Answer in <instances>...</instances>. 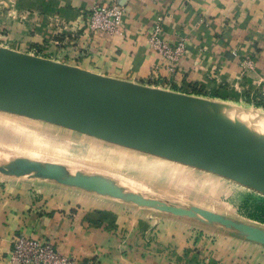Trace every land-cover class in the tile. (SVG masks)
Returning a JSON list of instances; mask_svg holds the SVG:
<instances>
[{"label":"crops","instance_id":"0c3cea01","mask_svg":"<svg viewBox=\"0 0 264 264\" xmlns=\"http://www.w3.org/2000/svg\"><path fill=\"white\" fill-rule=\"evenodd\" d=\"M111 1L125 11L121 33L86 41L89 10ZM156 23L171 44L188 39L172 77L147 42ZM0 45L113 80L218 90L214 78L235 83L246 52L264 71V0H0ZM192 170L205 184L221 178ZM74 208L0 177V264L18 233L79 264H264V245L220 225L116 203Z\"/></svg>","mask_w":264,"mask_h":264},{"label":"rangeland","instance_id":"374dc122","mask_svg":"<svg viewBox=\"0 0 264 264\" xmlns=\"http://www.w3.org/2000/svg\"><path fill=\"white\" fill-rule=\"evenodd\" d=\"M258 54L253 50L239 55V72L234 76L235 83L231 84L227 80L218 81L219 77L216 76L214 80L218 83V90L177 91L158 84L126 82L153 90L158 94H173L222 104L264 119V74L262 73L264 71L259 65ZM161 114L169 119L162 112ZM204 123L200 131L190 128L196 139L219 137L227 143L234 140L223 128L214 127L207 121ZM237 136L236 142L241 148L239 150L255 156H264L262 149L264 137L244 130L237 132ZM6 156L32 163H48L55 165L58 170L72 174L97 176L111 182L125 194L136 192L143 199L156 200L176 209H190L197 206L222 215L237 224L264 232V195L261 193L223 178H215L216 180L205 184L195 176L197 172L190 178L189 171H193L191 167L0 111V159ZM0 177L4 176L0 174ZM5 178L18 182L37 197H46L72 205L74 209L81 205L98 206L105 203L142 207L134 202L101 195L54 179L31 178L28 175ZM152 211L160 215L178 217L176 214L155 209Z\"/></svg>","mask_w":264,"mask_h":264},{"label":"water","instance_id":"95a60500","mask_svg":"<svg viewBox=\"0 0 264 264\" xmlns=\"http://www.w3.org/2000/svg\"><path fill=\"white\" fill-rule=\"evenodd\" d=\"M0 70L18 73L45 84L51 87L53 94L58 97V100H51L27 94L0 93L1 112L170 160L264 195L263 158L231 147L219 137L202 140L190 137L143 102L145 109L176 137L152 130L136 114L124 108L122 99L116 95L118 80L4 47H0ZM0 174L4 177L28 175L31 178L54 179L101 195L134 202L142 208L220 225L242 233L250 241L264 245V232L257 229L237 224L204 208L194 206L190 209H176L156 200L143 199L136 192L125 194L111 182L97 176L72 174L58 170L55 165L15 160L10 156L0 159Z\"/></svg>","mask_w":264,"mask_h":264},{"label":"bare ground","instance_id":"6f19581e","mask_svg":"<svg viewBox=\"0 0 264 264\" xmlns=\"http://www.w3.org/2000/svg\"><path fill=\"white\" fill-rule=\"evenodd\" d=\"M0 93L10 95L27 94L51 100L58 99L53 94L51 87L24 75L2 70H0ZM116 95L122 99L126 110L136 114L152 130L169 137L175 138L176 136L145 109L143 102L153 110L160 111V114L162 112L169 118L168 120L190 137H193L190 128L200 131L201 125L205 124L204 121L214 127L223 128L227 133H230L234 140L229 141L228 144L231 147L236 146L238 149L241 148L236 142L238 140L237 132L244 130L245 132L248 131L254 133V135L257 134L264 137L263 118L254 117L233 107L194 100L179 95L158 94L153 90L145 89L126 81H118L116 83ZM181 119L184 121L182 122ZM262 149H260L261 152L263 151ZM261 158L264 159V156Z\"/></svg>","mask_w":264,"mask_h":264},{"label":"built area","instance_id":"2783aa9c","mask_svg":"<svg viewBox=\"0 0 264 264\" xmlns=\"http://www.w3.org/2000/svg\"><path fill=\"white\" fill-rule=\"evenodd\" d=\"M124 15V8L116 1L94 5L89 10L82 36L88 42L97 35L113 38L121 33ZM187 41L186 37H180L171 44L164 37L160 23L151 27L147 37L149 47L161 57L170 77L177 72L187 49ZM8 257L10 264H79L74 259L62 255L48 240L27 237L22 233L12 237Z\"/></svg>","mask_w":264,"mask_h":264}]
</instances>
